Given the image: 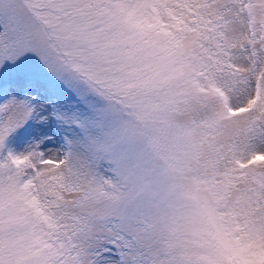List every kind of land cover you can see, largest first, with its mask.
<instances>
[{
  "label": "snow or ice",
  "instance_id": "snow-or-ice-1",
  "mask_svg": "<svg viewBox=\"0 0 264 264\" xmlns=\"http://www.w3.org/2000/svg\"><path fill=\"white\" fill-rule=\"evenodd\" d=\"M0 264H264V0H0Z\"/></svg>",
  "mask_w": 264,
  "mask_h": 264
}]
</instances>
